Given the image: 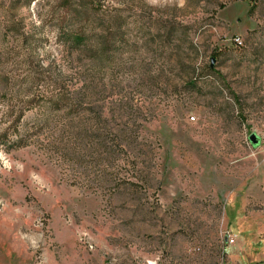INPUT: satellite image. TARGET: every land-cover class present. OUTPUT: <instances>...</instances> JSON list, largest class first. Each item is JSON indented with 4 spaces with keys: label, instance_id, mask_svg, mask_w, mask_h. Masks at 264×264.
Listing matches in <instances>:
<instances>
[{
    "label": "rangeland",
    "instance_id": "374dc122",
    "mask_svg": "<svg viewBox=\"0 0 264 264\" xmlns=\"http://www.w3.org/2000/svg\"><path fill=\"white\" fill-rule=\"evenodd\" d=\"M67 27L100 102L134 114L102 183L31 129ZM14 120L30 138L0 139V264H264V0H0V138Z\"/></svg>",
    "mask_w": 264,
    "mask_h": 264
},
{
    "label": "trees",
    "instance_id": "16d2710c",
    "mask_svg": "<svg viewBox=\"0 0 264 264\" xmlns=\"http://www.w3.org/2000/svg\"><path fill=\"white\" fill-rule=\"evenodd\" d=\"M86 33L74 27L60 31L61 55L57 54L44 68L51 88L46 93L41 92L39 101L34 104L38 107L44 102L50 110L46 109L41 118L34 120L31 129L33 133L40 129L51 131L49 141L63 144L65 150L71 151L73 162H81L84 169L87 166L83 159L93 158L94 164L89 162V166L96 169L94 173L99 179V182L97 179L93 182L102 183L114 173L115 159L122 162L127 159L124 154H127V146L134 137L132 124L135 119L132 120L134 114L125 109L129 102L124 95L118 102L109 98L100 102L108 84L99 80L102 70L93 58L92 43ZM33 101L31 99V103ZM17 122H11L0 138L6 144H27L30 134L13 136ZM11 129L13 132L10 133ZM61 153V157L67 156L63 149Z\"/></svg>",
    "mask_w": 264,
    "mask_h": 264
},
{
    "label": "built area",
    "instance_id": "2783aa9c",
    "mask_svg": "<svg viewBox=\"0 0 264 264\" xmlns=\"http://www.w3.org/2000/svg\"><path fill=\"white\" fill-rule=\"evenodd\" d=\"M234 40L238 44H241L243 42V40H242V38L240 36L235 37ZM236 236H237V233H235V232H232V231L227 232V241L229 243H234L236 238H237ZM221 264H229V263L223 260Z\"/></svg>",
    "mask_w": 264,
    "mask_h": 264
},
{
    "label": "water",
    "instance_id": "95a60500",
    "mask_svg": "<svg viewBox=\"0 0 264 264\" xmlns=\"http://www.w3.org/2000/svg\"><path fill=\"white\" fill-rule=\"evenodd\" d=\"M214 62H215V58H212V62H211V65H214ZM250 138L251 140L254 142V143H258L260 141L259 139V136L256 132H252L250 134Z\"/></svg>",
    "mask_w": 264,
    "mask_h": 264
},
{
    "label": "crops",
    "instance_id": "0c3cea01",
    "mask_svg": "<svg viewBox=\"0 0 264 264\" xmlns=\"http://www.w3.org/2000/svg\"><path fill=\"white\" fill-rule=\"evenodd\" d=\"M236 233V232H235Z\"/></svg>",
    "mask_w": 264,
    "mask_h": 264
}]
</instances>
